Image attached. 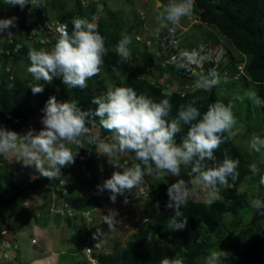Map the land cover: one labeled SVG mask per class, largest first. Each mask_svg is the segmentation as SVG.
Instances as JSON below:
<instances>
[{"label": "clouds", "instance_id": "9594fccd", "mask_svg": "<svg viewBox=\"0 0 264 264\" xmlns=\"http://www.w3.org/2000/svg\"><path fill=\"white\" fill-rule=\"evenodd\" d=\"M80 1L83 7H87L89 4H95L96 7L98 3H102L104 7L97 17H92L91 22L88 19L74 16L71 19V32L68 31L66 21L61 23L58 19L50 18L52 21L47 22L49 18L44 17L42 19V17L40 19L42 23L37 22L38 30L37 28L36 30L51 37L55 36V39H53L55 43L51 49L43 47L37 49L31 46L28 48L27 57L30 66L27 68V72L34 80L51 84L54 78L59 77L61 82L69 89H85L88 86L87 81L100 73L104 56L107 55V49L104 37L98 31L97 20L102 16L101 13L104 12L106 5L101 0ZM167 1L166 11L158 17L160 27L155 30L156 38L154 40L160 39L161 35L168 30L171 34L174 31L179 33L178 39L181 47L182 43L191 42L192 44V46L185 48L188 50L180 52L179 59L183 61L180 67L186 71H191L192 66H196L197 72H193L194 76L192 78L180 75L173 67L164 64L168 52H163L161 49L159 59H162V57L163 59L161 63L154 62V64H159L163 74H161V70H155L153 66L149 65L152 60L149 59L150 62H143L153 72L156 71L160 74L161 82H158L154 77L152 81L146 78L159 87L165 79L171 78V72L182 76L186 80L193 79L194 84L180 85L183 87L181 90L178 86L174 88L180 96H184L186 92L194 93L198 90L211 91L221 83V80H236L233 76L237 73L229 72L226 68V64L230 60L227 52L230 51L233 56L236 55L232 52L233 46L228 43L223 35L217 34L215 28L198 19L194 7L195 0ZM44 3L45 0H0L2 14L0 33L7 32L8 29L13 27L16 28L13 31H18L20 21L28 25L29 23L24 21L26 19L21 18L26 15L25 11L31 12L26 6L30 4L35 9L44 6ZM8 5L15 7L10 11ZM157 7H162L161 0H157ZM32 15H34V20L38 19L35 14L31 13ZM184 17L187 18L184 19ZM96 18L97 20H95ZM93 20L95 21L93 22ZM186 20L193 22V27L199 26L198 29L208 31L209 38L203 41H193L191 35L194 34V30L190 28L192 26L190 24L185 26ZM173 25H175L174 28ZM161 29L163 30L160 31ZM212 30H214V34H211ZM10 33L11 30H8L7 42L11 41ZM185 36L188 39L183 42ZM138 38L139 36L136 37V39ZM221 38L225 40L224 43L220 40ZM43 39L45 38L42 37V41ZM146 41L149 40L146 39ZM130 43L131 38L128 35H123L115 45L114 51L122 63L128 62L132 57L129 49ZM148 43L146 44L148 45ZM20 47L21 45H16L17 50ZM191 47H193V50H190ZM199 47L203 48L200 51L202 54L207 53L209 49L215 52L217 50L225 51L219 57L216 68L214 67L215 61L207 60L202 63L199 70V67H197L198 62L204 60V57L198 52ZM0 49L2 48L0 47ZM6 49L0 50L1 55ZM236 52L238 53L237 50ZM209 63L212 64L213 68L209 69L206 75ZM221 63L224 64L223 67H220ZM241 64L243 62L237 63V66ZM222 70H227L228 76L221 75ZM153 72H149V76ZM143 73L144 71H142L141 77H145ZM202 73L206 76L202 77ZM163 76H166V78ZM164 85L169 91L166 93V97H171L173 94L171 90L174 89L167 88V85ZM29 87L33 94L42 93L44 90L42 84H30ZM188 87L192 88L186 89ZM180 91H183L184 95H181ZM245 98L255 105L264 106V99L251 88L245 90L243 95L238 94L236 97L241 103L244 102ZM92 103L97 107L94 111H86L74 100L58 101L56 96L53 95L48 98L42 109L43 115L40 117L42 127L39 130L29 128L28 131L23 133L21 130L27 126L25 123L19 130H11L0 125V156L12 154L22 166L33 167L39 176L50 180L51 183L46 186L45 194L42 195V197L48 198L49 213H61L64 215L63 218L65 216L78 217L76 213L79 209H82L80 204L76 202V204H73V200L70 198L67 203L65 201L57 202L54 193L59 189L61 195L64 192L65 199L68 197V188L65 185L70 183L73 186L72 175L67 170L63 171L62 168L75 162V158H78L77 155L79 154L78 149L87 148L85 142L87 145L95 146L96 154L105 157L108 164L114 168L111 176L106 178L102 184L97 185L98 192L108 191L110 193V195H107L113 203H115L117 196L131 193L140 185H142L140 187L142 194H145L149 183L155 181V179L158 180L162 174L178 178L167 187L168 201L166 207L174 211V214L168 220L167 228L172 231L183 230L186 227L187 218L184 217L181 209L187 206L195 188L199 187L203 191L204 203L211 207L216 202H222L218 185H227L229 179L232 182L238 179L239 160L231 158L227 152L224 153L222 162L212 167H207L204 163L206 160L213 159L214 151L219 149L221 144L232 140L238 135V131L235 130L237 120L232 111L233 105L230 102L225 103L216 100L209 104L207 110L202 113L195 106L196 99L194 98L186 105H181L177 117L170 120L167 119L171 109L169 98H163L157 102L145 94H137L136 90L130 86L120 85L108 87L104 94L94 96ZM90 115L98 118L100 128L111 134L110 141L102 139L99 134L91 133L88 125L95 126V121H90ZM182 124L188 125L187 132L182 141L177 143L176 135L181 133ZM70 145L75 146L77 150L73 151ZM248 148L252 152L260 153L264 150V137L253 135L248 141ZM91 151L89 149L90 153ZM125 153H134L135 160L138 162L133 161L132 166H126V163H122L120 160V157ZM181 166H191L187 181L179 178L181 176ZM61 170L65 172V178L61 176L57 178L61 175ZM250 171L255 173L257 169L255 166H250ZM30 176L27 179L25 178L26 186H32L34 190L23 195L30 196V199L37 198L39 194H37L34 185L36 176ZM259 183L264 185V174L260 175ZM87 192L89 194V191ZM18 197L17 194L13 198L17 199ZM90 199L88 197L86 201L91 203ZM20 203H23V201H20ZM124 203H128L127 197H125ZM27 205L24 204V206ZM251 205L256 209L257 214L264 215V199H253ZM156 206H159L158 203ZM33 208L34 206L29 210H33ZM154 208L157 210L156 207ZM32 213L35 214L34 211ZM81 215L84 217L82 210ZM117 216L118 211L115 209H109L108 213L104 215V222L110 229L117 222ZM66 225H71V223L66 222ZM6 232V230L2 231L1 236L3 237ZM10 233L13 237L12 232ZM98 234L99 230L98 233L94 234V238ZM147 239L151 243L152 238L150 235ZM34 240V242L33 239L31 240L32 243H36V239ZM85 242L82 251L79 250L80 253H84L89 261H92V258L97 259V257L92 256L90 242L88 240H85ZM6 244L11 249H15L14 237L12 244L8 242ZM231 255L230 252L219 248L212 249L206 255L204 264H229ZM93 264L95 263L93 262ZM160 264H184V260L179 255L175 258L164 257L160 260Z\"/></svg>", "mask_w": 264, "mask_h": 264}, {"label": "trees", "instance_id": "16d2710c", "mask_svg": "<svg viewBox=\"0 0 264 264\" xmlns=\"http://www.w3.org/2000/svg\"><path fill=\"white\" fill-rule=\"evenodd\" d=\"M75 4L77 10L68 9L65 11L61 7V10H56V14H51L52 17L49 18L58 19L61 23L66 21L69 32L72 30L71 19L74 16L88 19L91 22L95 4L83 7L80 0L75 1ZM194 7L198 19L215 28L218 31L217 34L223 35L228 43L238 51L235 56L230 51L227 52L230 60H228L226 68L229 72L233 71L238 74V78L234 81H239L241 77L253 81L257 85L258 95L264 99V0H195ZM27 9L38 17L35 9L33 10L32 7ZM61 11L66 13V17ZM18 24V28L22 27L23 37L17 39V33H13L11 41L6 43L10 47L3 46L7 49L0 56V125L11 130H19L36 114L43 115L42 109L48 98L53 95L58 101L74 100L83 110L94 111L97 105L92 103V98L104 94L110 87L108 81L113 79L114 70L124 74L122 81L115 80L113 82L114 86H130L136 90L137 94H145L157 102L163 98H169L171 109L167 119L170 120L177 117L181 105H186L194 98L196 99L195 106L202 113L207 110L209 104L216 100L228 103L218 97L214 88L211 91L186 92L184 96H180L174 89L171 90L172 96L166 97V93L169 91L164 83L169 84L167 81H172L171 78L162 79L164 81L159 87L155 83L152 84L146 77H141L143 69L140 64L134 63L136 58L133 56V49L129 48L132 54L131 59L125 63L120 62L111 46L116 45L122 38L120 32L123 31V28L115 19L105 16H100L97 24L98 31L104 37L107 55L104 56L100 73L87 81V88L69 89L61 82L60 78L54 79L49 86L43 85V81L34 80L27 72V67L30 65L27 51L30 46L37 49L52 47L54 44L52 37L47 35L49 41L43 42L40 33L36 34L38 26L29 27L23 21ZM127 26L125 31L129 34L133 25L128 24ZM29 29L32 31L29 39L24 40L28 36ZM211 34H214V30L211 31ZM1 44L0 42V46ZM18 44L21 45L19 50L16 49ZM157 44L161 48L160 39L157 40ZM190 46L189 42L182 43L183 48ZM190 50H193V47ZM145 56L142 54V57ZM21 61L25 63L24 69L17 68L19 74L12 77V67H17ZM239 62H243L241 72L237 66ZM149 65L153 66L155 70H161L159 64L156 65L152 61ZM223 65L221 63L220 67ZM211 68H213L212 64L207 66L206 75ZM160 72L163 74V70ZM30 84H42L43 92L33 94L29 87ZM260 108L263 112L264 106H260ZM89 119L95 121V126L88 125L91 133L95 134L92 128L96 127L101 134L100 137L110 141L111 134L100 128L98 118L90 115ZM187 128L188 125L182 124L181 133L176 135L177 143L182 141ZM85 147L87 148H84L83 151L89 155L96 151L95 146L87 145L86 142ZM88 148L92 150L91 153ZM225 152L231 158L239 160L237 168L239 176L235 182L229 179L227 185H218L222 202H216L209 207L204 201L189 199L187 206L181 209L184 217L187 218L186 227L183 230L172 231L167 228L168 220L174 214L173 209L166 207L168 185L164 179L152 181L146 189L147 192L142 194L140 203L144 206V211H147V207L150 205L156 207L157 210L153 208L154 211L147 217L146 223L137 229L123 246L115 248L110 253H99L97 255L99 264H160L162 258H175L177 255L183 258L184 264H202L201 262L204 261L211 248L223 238H227L231 242L233 253L237 259L234 264H264V223L258 225L260 222H264V219L255 216L252 222L241 224L235 209L232 208L234 211L232 230L227 231L220 228L223 214L227 210L226 200H233L237 197L238 188L247 177L251 176L256 182H259L260 175L264 173L250 171V164L232 140L221 144L219 149L214 151L213 159L206 160L205 165L212 167L222 162ZM130 154L137 163L134 153ZM86 166L90 167V163H86ZM8 176L0 161V236L1 232L7 229L6 207L15 197L13 189L18 188L17 184L10 181ZM258 186L259 191L254 197L255 199H264V185L259 183ZM217 228L220 233L215 236L213 231ZM204 233H208L210 236L200 239ZM149 235L152 238L151 243L147 239ZM89 263L92 264L90 261Z\"/></svg>", "mask_w": 264, "mask_h": 264}, {"label": "rangeland", "instance_id": "374dc122", "mask_svg": "<svg viewBox=\"0 0 264 264\" xmlns=\"http://www.w3.org/2000/svg\"><path fill=\"white\" fill-rule=\"evenodd\" d=\"M75 1L77 0H45L44 6L35 8V11L36 13H38L37 15L39 17L37 20H34V15L31 16V13L29 11H25L26 15H24L21 18L26 19L24 21L29 23L27 26L34 28L38 21L42 23V20H40L42 17H43L42 19H44V17L49 18L51 14H56V10L57 11L61 10V7L65 11H67L68 9L77 10ZM101 1H104L106 5V8H104V12H102L101 15L108 17L109 19H115L123 28V31L120 32V34L122 36L128 35L131 38V43L129 44V48L133 49L134 51L133 56L137 58V60L134 63L138 65L139 62L142 61L140 65L144 71L143 76L149 78L151 81L153 80L152 78L154 77L155 79H157L158 82H161L160 74L157 73L156 71L153 72V70L143 62H150V60H152V62L161 63V60L163 59V57L162 59H159V57L161 56V52H160L161 48H159L158 44H156L154 40L156 38V34L154 33L155 30L160 27L158 23V17L159 15L163 14L166 11L168 1L161 0L162 7H157V0H101ZM14 7L8 5V9L10 11ZM26 7L29 8L32 6L29 4ZM61 12L63 13L64 11ZM63 14L65 15L66 13L64 12ZM1 15L2 14L0 11V18ZM191 16L193 17V14ZM185 18L187 17H184V19ZM50 20L52 21V19L50 18L47 19V22H50ZM95 20H97V18ZM95 20H93V22ZM130 23L131 25H133V29L128 34V32H126L125 29L128 28L127 25ZM189 24L192 25L190 28L194 30V34L191 35V37H193V41H203L209 38L208 31L206 30L202 31L198 29V27H193L194 23L186 20L185 26H188ZM14 29L16 28L13 27L8 29L11 30L10 35H12L13 33H17L16 34L17 39L22 38L23 37L22 27L18 28V31H13ZM163 29H161L160 31H162ZM214 30L216 33H218L216 29ZM7 32L0 33L1 35L0 42L2 43L0 47L2 49L4 48L3 46L10 47L9 44H6L8 40ZM31 32L32 31H30L29 29L28 36L27 38L25 37L24 40L29 39V35ZM36 34H39V31L36 30ZM40 35L45 38L43 39V41L45 42L49 41L48 36L44 32H41ZM137 36H139L138 39H136ZM10 38L12 39L11 36ZM145 38L148 39L149 41H146ZM51 39L52 42L55 43V41L53 40L55 39V36H52ZM187 39L188 37L185 36L183 38V42H185ZM220 40L223 43L225 41L223 38H221ZM146 43H148V45ZM189 43L191 44V42ZM52 47L50 48L47 47V48L51 49ZM232 52L234 54H237L234 47L232 49ZM142 54H145L146 56L142 57ZM24 66H25L24 61L19 62L17 67L13 66L11 72L12 77L18 75L19 70L24 69ZM29 66L30 65H28V67ZM149 72H153V74L149 76ZM113 74H114L113 79L108 81L110 83V87L114 86L113 82L115 80L116 81L123 80L124 74L122 75L117 70H114ZM201 76L203 77L206 75L202 73ZM54 79H59V77ZM167 83H169L166 84L167 88L170 87V89H174L177 86L181 88V86L176 82H174L173 80L167 81ZM43 85L49 86L50 84L43 81ZM191 88L192 87H188L186 89H191ZM249 88L256 91L258 94V88L256 83H254L251 80H245V78L241 77V79L236 82L230 79L225 81L221 80V83L217 85L214 89L220 99L226 100L228 103L230 102L233 105L232 111L237 120L235 130L238 131V135L235 136L232 139V141L238 146L239 150L247 159L250 166H255V168L257 169L256 172L264 173V150H262L260 153H255L250 151L248 148V141L253 135H260L264 137V111L262 112L259 105L253 104L247 98H245L243 103H241L238 99H236L238 94L243 95L245 90ZM41 116L42 115L40 114L34 115V117H32L30 120H28L25 123L27 126L23 128L21 131L24 133L28 131L29 128H34L39 130L42 127L40 123ZM92 131L95 134L101 135L99 130L96 129V127H93ZM70 147H72L73 151L77 150L75 146L70 145ZM83 149L84 148L78 149V153H79L77 155L78 158H75V162L72 165L62 168L63 171L67 170L72 175L73 186L70 183H67L65 185V187L68 188V197L65 199L63 196L64 192L63 195H61L59 189L55 191L54 197L57 199V202L65 201L67 203L68 199L70 198L71 200H73L72 201L73 204L76 203L80 204L82 208L91 209L93 205L94 207L97 208L94 209V211H91L90 214L86 212L87 215H85L87 221L86 229L88 232L92 233V237H91L92 239L86 238V240H88V242H90V245L92 246V256L97 257L99 253H110L115 248L123 246L130 239L132 234L136 232V230L139 229L141 226H143L144 223H146V219L153 213L154 207L150 205L147 207V211L143 210L144 206L140 203V199L142 197V190L140 189V187H142V185L138 186L131 193H125L124 196H117L115 203H113L109 199L108 195H110V193L108 191H104L103 193L98 192L97 185L102 184L106 178L110 177L112 172L114 171V168L108 164L105 157L98 156L96 152H94L92 155H89L85 153ZM120 160L122 163H126V166H132V163L134 161L130 153L123 154L120 157ZM0 161L2 163L3 169L9 175L8 176L9 180L15 182L18 186L17 189H13L15 195L17 194L19 195L17 199L13 198L15 199V203L17 202L18 204L15 207L18 213L13 214V217L11 215L8 221L10 223V228L15 231V238H19L21 240V244L19 246V249L21 250H18L17 253L22 254L23 257H26L28 253L26 252L24 254L22 248L27 247L23 245L27 243V241L30 239V236L34 233L33 231L34 229L32 226L33 223L30 219V222L26 223L24 227L17 228L18 225L17 221L25 220L26 217H28V214H30L29 212H26L27 210H23V208H25L24 207L25 202H28V205L31 203L30 196L28 195L24 196L23 194L27 193L28 191L30 193V191L34 189L32 186L29 185L26 186L25 178L27 179V177L28 178L31 177L30 175L36 176L34 185L36 186L37 191H44L46 189V186L51 182L48 178L39 176L38 173L35 172V169L33 167L22 166L21 163L16 161V158L12 154H9L8 156H0ZM86 163H90V167L86 166ZM190 169L191 166L188 167L181 166V176L179 178H183L187 181L189 179ZM62 170H61V175L57 176V178L60 176L62 178L66 177L64 176L65 172H63ZM73 172H77V173H73ZM159 179H164L167 185H169L178 178L173 176H165L162 174ZM258 184H259L258 181L256 182L254 178L249 176L239 186L237 197H235V199L233 200H226L227 210L223 214L222 222L220 226L222 230H227V231L232 230L233 227L232 222L234 217V211L232 208L235 209L237 218L240 219L241 224L252 222V220L256 216V210L254 211V208L251 205V201L255 199L254 195H256L259 191ZM146 187L147 186L145 185V188ZM87 191H89V194ZM88 196H92V199H90L92 201L91 203L86 201L88 199ZM94 196L97 198V202L94 201L95 199ZM125 197H127L128 200L127 204L124 203ZM189 199L204 201V193L203 191L200 190L199 187H197L193 190L192 195L190 196ZM20 201H23V203H20ZM47 203L48 202L41 201L39 205L43 204L44 209H46L45 213H47L48 216H54L56 218L64 217V215H62L61 213L60 214H56L52 212L49 213L48 212L49 204ZM12 208L13 206L11 207V209ZM75 208H79V207H75ZM109 209H115L118 211L117 222L111 229L104 222V215L108 213ZM24 212L28 214H24ZM76 214L78 215V218L83 217L81 215L80 209L77 211ZM32 215L33 217L37 218L38 224L44 223L43 220H41V218L38 217L39 214L38 215L32 214ZM73 218L74 217L65 216V220H66L65 222L70 224L69 222ZM263 223L264 222H260L258 225L260 224L263 225ZM76 224L82 226L83 227L82 230H85V226L82 225L80 221H77ZM98 230H99V234L98 236H96V238H94V234L98 233ZM63 232L67 233V227L63 228ZM219 233H220L219 228L213 231V235L215 236L218 235ZM209 236L210 235L208 233H204L200 239L208 238ZM65 244H67L66 241L64 242L60 241L59 247ZM1 247L4 248L0 251V255L3 254V259L9 258L10 253L12 252L10 246H8L7 244L5 245V242H3L2 244H0V248ZM217 248L230 252L232 255L229 264L235 263L237 259L233 253V247L231 245V242L227 238H223L221 241H219L216 244V246L211 248V250ZM77 251L78 252L76 255H72L70 257L61 254L59 257H55L51 259L48 264H90L89 261L86 259L85 254L80 253L79 250ZM16 259L17 256L15 257V262L16 264H19L20 263L19 259L17 260ZM91 260L92 261L90 262H92V264L93 262L95 264H99L96 258H92ZM30 262L31 260L30 258H28L26 264H32ZM201 263L204 264V261ZM3 264H7V263H3Z\"/></svg>", "mask_w": 264, "mask_h": 264}, {"label": "crops", "instance_id": "0c3cea01", "mask_svg": "<svg viewBox=\"0 0 264 264\" xmlns=\"http://www.w3.org/2000/svg\"><path fill=\"white\" fill-rule=\"evenodd\" d=\"M36 192H38L37 194H39V196L37 198H31L30 199L31 203L28 206H24L25 208H23V210H27L26 212H29L30 214L24 212V214H28V217H26L25 220L17 221L18 222L17 228L24 227L26 223L30 222V219L33 223L32 226L34 229L33 230L34 233L30 236V239L27 241V243H25L24 245L22 244L23 246H27L25 248H22L24 254L26 252L28 254L26 257H23L22 254H17L18 250H21L19 249L21 240L19 238H15V231L10 228V223L8 221L11 215L13 217V214L18 213V211L15 209V207L18 204L17 202L15 203V199H13V201L11 200L6 207V224H7L6 231L12 232L13 237L15 239V245H14L15 249L12 248L10 257L7 259H3V254L0 255L1 256L0 264L3 263L16 264L15 262L16 256L21 264H26L28 258H30L31 260L30 263L32 264H48L51 259L55 257H59L61 254L68 257L72 255H76L78 252L77 250L82 251L83 246H85L86 238L91 239L92 233H89L86 229L87 221L85 215H87L86 212L90 214L91 211L97 209L96 207L93 206L91 209L82 208L81 210L84 213V217L82 218L75 217L71 219L70 221L71 225H66L65 218L63 217L56 218L54 216H48V214L45 213L46 209H44L43 204L41 205L39 204L41 203V201L48 202L47 204H49L48 198L42 197V195L45 194V191L36 190ZM88 197L92 199V196H88ZM94 201L97 202L96 197ZM25 203L28 204V202ZM12 206L13 208L11 209ZM32 206H34L33 210L34 212H36L35 214L37 215L38 213L39 214L38 217H40L44 223H39V224L37 223V218L33 217L32 215L33 210H29V208H32ZM77 221H80V223L85 226V230H82L83 227L76 224ZM64 227H67V233L63 232ZM32 239H36V243H32L31 241ZM60 241L63 242L66 241L67 244L60 246L61 247L60 248L59 247ZM3 242L5 241L3 240V237L0 236V244H2ZM3 248L4 247H1L0 251Z\"/></svg>", "mask_w": 264, "mask_h": 264}, {"label": "built area", "instance_id": "2783aa9c", "mask_svg": "<svg viewBox=\"0 0 264 264\" xmlns=\"http://www.w3.org/2000/svg\"><path fill=\"white\" fill-rule=\"evenodd\" d=\"M82 3H84L82 1ZM175 25H173L172 27L174 28ZM172 28V29H173ZM179 33H175V31L173 32V34L170 33V31H165L160 38V46L163 52H168V57H166V59L164 60V64L168 65L170 67H173L174 70L179 73L180 75H184L188 78H192L193 72H197L196 71V66H192V70L191 71H186L183 68L180 67V64L183 63V61H181L179 59V54L180 52L184 51V50H188L185 48H182L178 39ZM157 44V40L155 41ZM200 50L198 51L199 54L201 56L204 57V60L202 62H198L197 67H199V70L201 69L202 63L206 62L207 60H213L214 62V67L216 68L218 65V59L219 57L225 52L224 50H217L216 52L213 51L212 49H209V51H207V53L202 54L200 51L201 49H203L202 47H199ZM242 66L243 64H241L240 66H238L240 72L242 70ZM228 71L227 70H222L221 71V75H224V77L228 76ZM164 78H166V76H163ZM234 79L238 78V74H236L235 76H233ZM181 95H184L183 91L179 92ZM35 240L33 239V242ZM89 250V249H87Z\"/></svg>", "mask_w": 264, "mask_h": 264}, {"label": "water", "instance_id": "95a60500", "mask_svg": "<svg viewBox=\"0 0 264 264\" xmlns=\"http://www.w3.org/2000/svg\"><path fill=\"white\" fill-rule=\"evenodd\" d=\"M103 4L102 3H98L95 7V10L93 12V15L92 17L95 18L97 17V15L103 10ZM112 49L114 50L115 48V45H112L111 46ZM170 77L173 81L177 82L179 85L181 86H188V85H191V84H194L193 83V80H186L184 79L182 76L180 75H177V74H174L173 72H171L170 74ZM256 216L257 218H260V219H264V215H260V214H257V211H256ZM3 238L6 242H8L9 244H12V241H13V237L11 235V233L9 231H7L4 235H3Z\"/></svg>", "mask_w": 264, "mask_h": 264}, {"label": "bare ground", "instance_id": "6f19581e", "mask_svg": "<svg viewBox=\"0 0 264 264\" xmlns=\"http://www.w3.org/2000/svg\"><path fill=\"white\" fill-rule=\"evenodd\" d=\"M165 83H166V82H165ZM165 83H164V84H165ZM137 201H138V200H137Z\"/></svg>", "mask_w": 264, "mask_h": 264}]
</instances>
